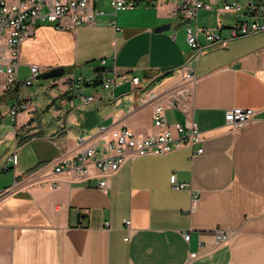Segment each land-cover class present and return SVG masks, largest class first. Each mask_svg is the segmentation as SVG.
Returning a JSON list of instances; mask_svg holds the SVG:
<instances>
[{
	"label": "crops",
	"instance_id": "crops-1",
	"mask_svg": "<svg viewBox=\"0 0 264 264\" xmlns=\"http://www.w3.org/2000/svg\"><path fill=\"white\" fill-rule=\"evenodd\" d=\"M109 6L99 1L105 15L75 30L41 23L21 44V80L32 64L66 72L0 97L2 104L30 99L33 107L16 125L6 116L0 127V194L14 190L0 197V264H264V118L239 130L225 123L233 107L264 110V33L207 47L196 57L185 28L156 31L172 23L166 8ZM229 20L204 12L199 24L215 28ZM222 35L228 38L227 29ZM105 68L112 71L103 77L126 78L112 89L104 88L103 77L66 82L68 74L90 79ZM191 71L195 81L188 80ZM93 94L94 102H82ZM150 94L164 105L173 133L176 123L192 119L204 143L127 162L106 191L94 167L80 182L54 172L58 161L109 136H98L100 125L152 133ZM200 147L204 153L195 155ZM15 153L18 163L8 164ZM174 173L187 189H172ZM126 220L134 229L130 241ZM217 229L232 238L216 244Z\"/></svg>",
	"mask_w": 264,
	"mask_h": 264
},
{
	"label": "built area",
	"instance_id": "built-area-1",
	"mask_svg": "<svg viewBox=\"0 0 264 264\" xmlns=\"http://www.w3.org/2000/svg\"><path fill=\"white\" fill-rule=\"evenodd\" d=\"M99 1L101 0H0V97L10 93L17 96V89L21 84L27 87L32 86L43 73L47 72L39 65L32 64L30 74L26 79L21 80L19 74L21 44L34 34L39 24L51 23L60 30H75L83 25H92L96 17L105 15V11L97 7ZM107 1L116 11L131 10L139 6L166 8L168 17L174 21L171 23V28H185L188 46L194 51L196 57H200L207 47L264 33V0ZM202 12L224 14L230 20L215 28L201 26L199 21ZM223 29H227L228 38L223 37ZM173 38H176V35H173ZM201 38L205 39L206 45L201 42ZM111 71L110 68L98 70L90 79L68 74L66 82H73L74 85H79L82 82L94 84L97 79ZM125 78V76L103 77V86L105 89H112L113 85H118L121 79ZM188 80H196L194 71L189 73ZM131 81L136 88H143L139 77H133ZM16 98L12 104H2L0 101V127L6 125L4 120L6 116H9L16 125L17 116L20 113L32 110L30 99ZM158 98L155 94H150L146 102L156 103L153 115L155 130L152 133L139 135L129 128L100 125L98 136H109L84 146L74 158L58 161L54 165V172L66 175L75 182H80L87 181L92 177L91 169L94 167L100 173L99 187L106 191L109 187L110 177L127 162L149 155H169L187 147L194 148L196 145L203 144L205 141L203 132L192 119H188L184 125L176 123L177 135L172 132L165 116V107L162 103L157 102ZM96 99V95L93 94L82 97V102L89 104ZM2 107L6 110H2ZM183 110L187 113L188 106L185 105ZM261 118H264V110L252 108L233 107L225 113V123L232 130H239ZM88 137H90L89 134L79 137L80 144L83 145ZM203 153V147L195 151V155ZM11 162L18 163L17 153L8 157L7 163ZM171 185L174 190H183L189 187V183L178 180L176 173L171 176ZM13 191V188L7 189L0 194V197L3 198ZM197 198L198 193H195L194 204ZM125 224L129 231L125 240L130 241L134 229L130 220H126ZM216 233V244L227 242L233 236L231 231L222 229H217ZM185 239L190 242V233H185Z\"/></svg>",
	"mask_w": 264,
	"mask_h": 264
},
{
	"label": "water",
	"instance_id": "water-1",
	"mask_svg": "<svg viewBox=\"0 0 264 264\" xmlns=\"http://www.w3.org/2000/svg\"><path fill=\"white\" fill-rule=\"evenodd\" d=\"M171 28V24L170 23H167V24H163L159 27H157L156 31L157 32H165V31H168L170 30ZM66 72V69L65 68H53L51 69L50 71H47L45 73H43L39 79H44V80H51V79H57V78H61L64 76Z\"/></svg>",
	"mask_w": 264,
	"mask_h": 264
},
{
	"label": "rangeland",
	"instance_id": "rangeland-1",
	"mask_svg": "<svg viewBox=\"0 0 264 264\" xmlns=\"http://www.w3.org/2000/svg\"><path fill=\"white\" fill-rule=\"evenodd\" d=\"M100 5L105 9V10H107L108 11V9H109V2L107 1V0H101L100 1ZM203 12L200 14V17H202L203 16ZM171 22H174L172 19L170 20ZM169 31H171V30H169ZM44 82H47V81H50V79L48 80H43ZM6 122L7 123H9L10 121L9 120H6ZM4 152H5V147L4 146H1L0 145V156H2L3 154H4Z\"/></svg>",
	"mask_w": 264,
	"mask_h": 264
},
{
	"label": "trees",
	"instance_id": "trees-1",
	"mask_svg": "<svg viewBox=\"0 0 264 264\" xmlns=\"http://www.w3.org/2000/svg\"><path fill=\"white\" fill-rule=\"evenodd\" d=\"M99 80H100V78H99V79H97V80L95 81V83H96V82H98Z\"/></svg>",
	"mask_w": 264,
	"mask_h": 264
}]
</instances>
